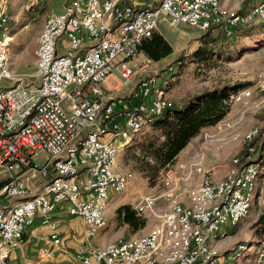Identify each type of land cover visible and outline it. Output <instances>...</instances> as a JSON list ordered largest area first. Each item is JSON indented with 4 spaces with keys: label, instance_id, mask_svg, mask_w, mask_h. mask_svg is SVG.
I'll use <instances>...</instances> for the list:
<instances>
[{
    "label": "built area",
    "instance_id": "obj_1",
    "mask_svg": "<svg viewBox=\"0 0 264 264\" xmlns=\"http://www.w3.org/2000/svg\"><path fill=\"white\" fill-rule=\"evenodd\" d=\"M227 3L68 0L60 11L46 15L37 36L35 83L12 69L14 36L10 16L0 6V83L11 82L0 87V174L11 173L0 178V264H18L9 260V251L23 248L36 217L44 235L28 264L52 260L63 244L59 226L64 217H78L82 224L74 264H219L216 242L247 217L254 204L264 205V163L253 157L260 130L234 131L243 112L236 120H220L214 133L204 131L194 155L162 168L157 174L160 193L139 195L133 209L137 216L154 220L148 232L102 247L91 240L108 225L110 199L133 176L119 167L120 152L135 133L173 106L162 91L152 94L151 82L144 81L140 89L148 101L114 117L115 102L103 83L118 66L128 83L133 72L126 60L157 31L160 21L202 32L218 25L227 34L257 24L264 33V0H256L246 13H236ZM257 89L264 94V80ZM252 97L249 88H242L225 101L247 104ZM261 107L264 114V97ZM239 138L247 143L245 153L232 157L224 175L214 178L205 165V142L220 149ZM43 151L46 161L38 167L34 157ZM195 174L200 180L191 183ZM247 249L242 242L231 256L237 259ZM254 261L264 263V249Z\"/></svg>",
    "mask_w": 264,
    "mask_h": 264
},
{
    "label": "rangeland",
    "instance_id": "obj_2",
    "mask_svg": "<svg viewBox=\"0 0 264 264\" xmlns=\"http://www.w3.org/2000/svg\"><path fill=\"white\" fill-rule=\"evenodd\" d=\"M61 1L68 0H0V6H3L10 16L9 26L12 28L15 42L21 43L20 48L10 49L12 69L26 82L35 83L37 80L34 56L36 39L53 3L56 4L55 8H58ZM255 2L256 0H228L227 4L236 13H246ZM237 30L235 35L226 34L222 38V40L225 39L224 43L216 50H209L205 55L194 57L193 52L201 45L203 32L185 24L170 25L160 21L156 32L172 45L173 52L158 61H151L142 52L137 51L132 58L126 60V66L133 72L126 85L124 84L126 79L121 76V67H114L112 73L120 79L119 89H123L125 93L128 92L126 94H132L140 101H147L148 97L142 95L140 85L144 81H150L152 94H155L156 90L162 91L176 107L183 105L195 95L223 86L232 88L230 92L249 88L253 92V97L247 104L228 103L223 99L222 103L228 109L222 120H236L243 112L244 116L239 123L236 122L234 131L243 134L250 128H259L260 134L253 141L256 146L253 157L264 163V149H262L264 147V114L261 109L264 94L257 89L258 82L264 80V33L257 24L246 29L237 28ZM10 83L4 81L0 83V87ZM202 130L197 134L200 136V145L203 141ZM226 135H229V132ZM158 136H160L158 130L151 125H146L133 135L132 143L129 145L131 147L120 152L119 167L130 170L133 176L126 188L110 199L105 211L108 225L92 238L91 242L94 245L102 247L112 241L141 235L152 227L154 223L152 218L140 217L144 220L143 226L135 230L117 221L114 211L117 205L122 204H129L133 208L142 193L158 194L162 191L157 175L153 179L148 178L140 162L133 157L134 152L141 153L136 147L134 149L132 147L134 144L155 139ZM205 144L207 168L216 167L218 162H230L232 157L243 155L247 147V143L241 138L232 140L220 149H214L216 146L214 143L210 146L207 142ZM261 149L262 155H260ZM46 157L45 151L38 153L34 157L35 165L43 166ZM176 160L181 159L176 157ZM13 172L17 173L19 169L13 168ZM10 175V172H3L0 178H8ZM263 212L264 205L254 204L248 216L234 228H230L225 238L216 242L215 251L219 264H256L255 255L259 250L264 249V233L255 232L254 222ZM74 235L64 239V251L55 253L51 261L42 264H74L77 261L76 245L81 239L77 234ZM242 242L248 246V249L239 258L234 259L231 254Z\"/></svg>",
    "mask_w": 264,
    "mask_h": 264
},
{
    "label": "trees",
    "instance_id": "obj_3",
    "mask_svg": "<svg viewBox=\"0 0 264 264\" xmlns=\"http://www.w3.org/2000/svg\"><path fill=\"white\" fill-rule=\"evenodd\" d=\"M237 31V28H233L231 35H235ZM226 34L222 26H211L203 32L201 45L193 52V56L200 57L207 54L209 50H216L224 43L225 39L222 40V38ZM137 51L142 52L151 61H158L170 55L173 52V47L161 34L155 31L151 37L142 40ZM231 89L228 86H223L195 95L183 105L167 108L154 118L150 125L160 132V136L132 146L133 149L136 147L141 153L134 152L133 157L140 162L142 170L149 179L155 178L162 168L172 164L179 152L203 128L214 126L222 120L228 109L222 101L228 96ZM262 149L260 155L263 154ZM114 212L117 221L135 230L143 226L144 220L136 215L129 204L118 206ZM254 228L256 233H264V212L254 222Z\"/></svg>",
    "mask_w": 264,
    "mask_h": 264
},
{
    "label": "crops",
    "instance_id": "obj_4",
    "mask_svg": "<svg viewBox=\"0 0 264 264\" xmlns=\"http://www.w3.org/2000/svg\"><path fill=\"white\" fill-rule=\"evenodd\" d=\"M64 3H65L64 1H61L58 8H55L56 4L53 3L51 11L52 10L55 11L56 9H57L56 11H60ZM11 31H12V28H11ZM20 44L21 43L17 44L15 42V36H14V40L11 45L12 50L20 48L19 47ZM119 83H120V79L117 78V76L113 73L103 83V89L105 90L106 94L109 95V97H112L115 102L114 117L117 115L118 112H122L127 109H132L136 107L139 103L144 102L142 100L140 101L137 97H135L132 94H126L128 92L125 93L123 89H119L120 88ZM202 131L203 132L208 131V132L214 133L216 132V125L205 127L204 130ZM199 141H200V136L194 137L187 144V146L179 152V154L177 155V158L179 157L180 159H187L189 158V156L194 155L197 152L198 147L200 146ZM205 157L207 161V156ZM229 165H230V162L228 163L218 162V164L216 165L217 168L214 166L212 168L210 167V169H212L214 173L216 174V175L214 174V178L216 179L221 178L224 175L225 171L228 169ZM199 180H200V175L195 174L193 176V180L191 183H195ZM118 206L119 205H117L115 209ZM59 229H60V232L62 233L63 241L67 237H70V236L74 237L75 236L74 234H77L80 238H82V224H81L80 218L78 217H64L63 221L61 222L59 226ZM43 235H44L43 231L39 230L38 228V217H36L34 225L30 226L28 230L26 231L25 243H24L23 248L20 250L9 251V255H8L9 260L15 261L18 264H28L30 260L35 259L36 252L41 245V240H42ZM60 251H64L63 244L62 246L57 247L54 253L57 254Z\"/></svg>",
    "mask_w": 264,
    "mask_h": 264
}]
</instances>
